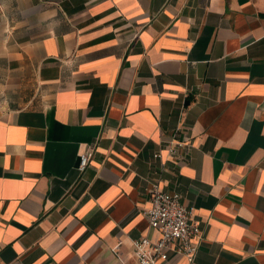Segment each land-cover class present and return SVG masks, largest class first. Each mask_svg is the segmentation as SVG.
I'll return each instance as SVG.
<instances>
[{"label": "crops", "instance_id": "0c3cea01", "mask_svg": "<svg viewBox=\"0 0 264 264\" xmlns=\"http://www.w3.org/2000/svg\"><path fill=\"white\" fill-rule=\"evenodd\" d=\"M0 1V264H137L153 182L202 237L159 264H264V0Z\"/></svg>", "mask_w": 264, "mask_h": 264}, {"label": "built area", "instance_id": "2783aa9c", "mask_svg": "<svg viewBox=\"0 0 264 264\" xmlns=\"http://www.w3.org/2000/svg\"><path fill=\"white\" fill-rule=\"evenodd\" d=\"M194 146L191 137L176 138L166 148L170 156L179 154L180 148L190 149ZM163 149L154 153L155 158L163 161ZM93 156V146L80 154L78 169L85 171ZM151 205L144 210L150 228L158 232L152 239L143 235L134 241L137 264H159L166 261L170 253L182 255L192 263L195 261L201 237V228L196 220L195 207L182 201L179 192H170L153 182L147 187Z\"/></svg>", "mask_w": 264, "mask_h": 264}, {"label": "rangeland", "instance_id": "374dc122", "mask_svg": "<svg viewBox=\"0 0 264 264\" xmlns=\"http://www.w3.org/2000/svg\"><path fill=\"white\" fill-rule=\"evenodd\" d=\"M3 3L0 1V23H2L4 11H3Z\"/></svg>", "mask_w": 264, "mask_h": 264}]
</instances>
